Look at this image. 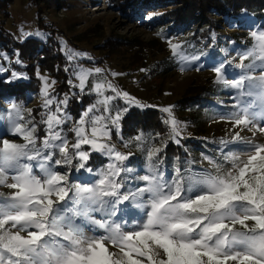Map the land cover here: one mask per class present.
I'll return each mask as SVG.
<instances>
[{"label":"snow or ice","instance_id":"snow-or-ice-1","mask_svg":"<svg viewBox=\"0 0 264 264\" xmlns=\"http://www.w3.org/2000/svg\"><path fill=\"white\" fill-rule=\"evenodd\" d=\"M250 36L251 47L239 54L234 65L240 69L236 79H226L223 63L213 69L217 83L237 90L233 105L237 111L227 119L234 129L253 132L252 139L240 131L230 139L221 138L222 152L230 144L243 145L247 152L245 158L238 151L224 153L229 168L204 155L202 162L207 161L208 169L182 172L177 167L175 177L167 181L159 170L162 149L152 147L147 151L145 174L134 177L143 186L126 188L127 174L134 170L125 162L132 153L120 151L112 142L113 130L120 135L130 107L154 106L130 96L106 77L95 79L105 73L102 68L77 65L78 83L68 81L84 92L93 77L90 91L97 99L67 131L65 125L72 121L67 112L70 96L57 98L55 80L41 77L44 111L39 121L33 109L11 103L0 121L6 120L7 133L23 142L0 134V186L10 190L0 191V264H264V142L254 139L257 130L264 134L260 126L264 122V30L252 31ZM169 46L174 55L187 59L180 44L169 41ZM66 56L74 62L88 54L66 49ZM5 71L0 66V72ZM20 76L11 74L12 79ZM118 98L127 107H116ZM161 111L167 114L163 122L169 126V139L179 143L183 129L172 106ZM68 132L74 134L73 143ZM134 139L143 142V133ZM124 143L127 147L129 142ZM93 153L108 158L95 171L97 178L90 175L87 182L79 178L71 182L73 168L93 174L89 166Z\"/></svg>","mask_w":264,"mask_h":264},{"label":"rangeland","instance_id":"rangeland-1","mask_svg":"<svg viewBox=\"0 0 264 264\" xmlns=\"http://www.w3.org/2000/svg\"><path fill=\"white\" fill-rule=\"evenodd\" d=\"M125 1H0V10H8V13L4 15V19L6 18L4 24L6 25L7 23L14 37H18L23 41L32 36L35 37L34 39L39 38L34 42L30 41L37 48L35 50L27 51L21 45H14L10 42L12 49L8 51L19 61L23 60L24 64L26 63L29 67L31 61H34L35 64L40 63L39 60L43 53L46 52L50 56L51 52L58 49L59 51L56 52L58 54L57 58L64 56V61L69 66V80H72L74 84L78 83L74 75L77 65L89 69L97 67L105 69V73L103 75L97 74L95 79L99 80L106 77L118 88L128 92L130 96L135 97L146 105L154 106L145 108L132 106L125 115L132 108H140L142 110L154 108L157 109L156 112H161L165 119L167 114L162 112L161 109L172 106L173 114L183 129L182 135L178 137L179 143L184 141V139L194 138L196 140H205L210 146L221 149L223 147L219 143L221 138L230 139L231 135L236 131H240L243 137L252 139V131L248 129L241 131L240 128L234 129L230 120L227 119L232 113L237 111L233 107L236 103L234 97L237 90L223 83H217L216 73L213 69L223 63L226 67V79L229 81L236 79L240 69L235 68L234 65L239 63V54L244 53L248 49V45L247 43H243V45L237 43L229 44V40L232 37L247 38L251 40L250 44L252 45L253 41L250 33L264 30V23L261 22L262 29L258 28L260 23L247 15L239 17L237 22L246 17V20H249L248 25L244 24V21L234 25L228 23L225 19H219L217 15L213 16L210 14L209 19L202 20L199 17L182 32L173 31V22H168V20L173 15L178 14L179 10L174 11L170 2L156 7H147L145 8L146 11L135 14L132 12L134 8L127 11L124 10ZM183 5L179 4L178 7L181 8ZM165 12L168 13V19H165ZM207 28H216L217 30L218 40H215V43L217 42L215 47L198 49V44L189 40L184 46H181L180 51L183 56L190 60H182L179 56L173 54L169 41L179 44V39H185L197 31H203ZM37 32L42 33V35L37 36L35 34ZM24 33H31V35L25 36ZM8 34L12 36V34ZM9 47L6 45L4 48L8 49ZM15 47L21 48V52L16 53L18 49H15ZM52 48L53 51L49 50ZM66 49L87 53L91 59L81 57L74 62H70L66 56ZM5 54L7 55V53ZM195 56L198 59H193ZM47 59L52 61L53 57H47ZM228 61H232V65L227 64ZM112 72L120 75L112 76ZM38 76L40 80L42 76L48 77L49 82L54 80L53 74L49 71L43 72L39 70ZM65 78L68 77L66 76ZM41 82L43 87V81L41 80ZM92 82L93 77H90L84 92L69 84L71 90L62 95L60 93L69 90V88L62 85V83L57 88L56 85L53 86L54 94L58 99H62L65 94L70 96L67 112L72 117V121L65 125L66 131L71 128L75 120L79 119L81 113L89 105L95 103L96 94L90 91ZM207 92L208 94H206ZM107 94H111V92L109 91ZM35 95L36 97H32L33 99L25 108L33 109L32 115L39 121L40 113L44 111L41 107L43 103L41 90ZM206 95L210 97L208 102L205 101L206 104L202 108L196 109L197 100ZM195 96L198 99L194 98ZM195 99L197 100L195 101ZM0 101L3 106L8 107L10 105L4 99ZM114 104L120 108L127 107L126 102L119 98ZM217 104H223V107H219ZM211 106L215 108L214 111L210 109ZM1 115H6V112ZM160 124L164 125L162 122ZM260 126L264 127V122H261ZM39 127V135L42 136L44 134V126L40 125ZM7 128V121H0V134H5L4 138L23 142L19 137H14L7 133ZM161 129L163 130V135L166 136L168 134L169 138V126L166 125V130L164 127H161ZM123 133L121 121L120 135L117 136L115 130H113L112 142L116 144L120 151L132 153L129 160L125 162L127 167L134 170L130 174L144 175L147 164L141 166L136 158L137 153L140 156L143 155L144 148L148 147L146 144L148 141L137 142L134 137ZM120 137H123V140ZM68 139L70 143H73L74 134L68 132ZM254 139L257 142H264V134L257 130ZM125 141L129 142L127 147L125 146ZM175 144L178 143L175 142ZM87 148L88 146H85L86 150ZM224 149H226V152L238 151L242 158L247 155L243 145L230 144ZM95 154L107 161L97 167L89 165L94 170L93 174L83 170L81 172L72 170L71 173L73 174L70 176L75 181L70 179L71 182H76L78 178L80 182H87L90 175L92 179L97 178L95 171L103 168L108 163V158L100 153ZM0 191L8 192L10 190L0 186ZM98 232H102V230H98ZM88 234L93 235L94 233L89 232Z\"/></svg>","mask_w":264,"mask_h":264},{"label":"trees","instance_id":"trees-1","mask_svg":"<svg viewBox=\"0 0 264 264\" xmlns=\"http://www.w3.org/2000/svg\"><path fill=\"white\" fill-rule=\"evenodd\" d=\"M5 1V0H0ZM138 1V2H137ZM173 6L174 11H178V14L173 15L168 22H173V31H183L184 29L190 27L191 23L195 22L199 17L202 20L209 19L210 14L213 16H219V19H225L230 24H239L244 21V24L248 25V21L246 17L237 22L238 18L249 15L255 21L260 23L258 28L262 29L261 22L264 23V0H126L124 10L133 9L132 12L135 14H140L143 11H146L145 8L153 6L156 7L161 4L169 3ZM179 4H184L181 8L178 7ZM8 13V10H0V66L7 69L5 72H0V100H6L10 104L15 102L22 104L25 107L28 106L32 97H36L35 93H38L41 90L42 82L38 76V71L42 70L43 72H51L53 74V78L56 81V88L61 85H65L69 88V90H65L61 92L60 95L67 93L71 90L70 85L68 83L70 79V72L65 71L67 67L64 56L57 58L59 50L51 52L50 56L48 53H43L40 58V63H36L31 61L29 64V68L27 64L20 61L17 63L16 57L11 55V52L8 51L12 49L11 43L14 45H21L29 50H35V45H33L30 41H36L35 37H28L26 40H21L18 37H14L12 34V30L9 29V26L4 24L6 22V18L4 19V15ZM131 13V12H130ZM168 13L165 12V19H168ZM231 14H233L231 16ZM218 19V20H219ZM217 21V20H216ZM220 21V20H219ZM227 23V22H226ZM212 27V26H211ZM8 33L12 34L9 35ZM216 28L205 29L203 31H197L195 34L188 36L185 39H179V44L184 46L186 42L191 40V42H195L198 44V49H210L211 47H215L218 39ZM241 41V42H239ZM11 42V43H10ZM230 43H237L243 45V43H247L248 48L251 47V40L247 38H231L229 40ZM6 45L10 46L8 49L4 48ZM62 47V46H61ZM18 49L16 53L21 52V48ZM37 49V48H36ZM53 51L52 49H49ZM61 51V50H60ZM63 52V50H62ZM7 53L8 59H4V54ZM197 55V54H196ZM47 57H53L52 61H48ZM196 57V56H195ZM186 60H190L189 58ZM42 61V63H41ZM25 67H24V66ZM20 73V78L12 79V72ZM68 78H65V77ZM208 94V92L206 93ZM210 95V94H209ZM194 98H197L195 96ZM209 96H203L201 99L197 100L196 109L202 108L204 106L205 101L208 102ZM72 104V103H71ZM219 107H223V104H217ZM9 107V106H8ZM8 107L3 106L0 101V115L2 113L7 112ZM194 107V106H193ZM213 111L215 108L211 106ZM157 109L148 108L147 110H142L140 108H132L130 112L125 115L122 120V130L123 134L136 137L137 135L143 133L144 140H147L146 143L148 147H145L143 150V155L140 156L137 153V160L141 166H144L148 163L147 161V151L152 147H159L162 151L158 154V158L163 161L162 164L159 165V170L163 173L164 179L167 181H171L175 175V169L179 167L182 172L185 169H190L194 172H201L204 169H208L210 166L207 161L202 162V156L207 155L215 158L218 162L223 163L225 168L231 167V165L223 160V155L226 152V149H216L214 146H210V144L205 140H196L194 138L184 139L181 143L175 144L174 141L168 138V134L166 136L163 135V130L161 127H166L163 122V115L161 112H156ZM162 122L164 125L162 126L160 123ZM166 130V129H165ZM169 132V131H168ZM157 133L160 135L157 136ZM165 141L167 143L165 144ZM107 160H104L99 155L93 153L91 156V163L89 165H93L97 167L99 165L104 164ZM189 161H195L194 164L189 165ZM155 162V160H154ZM76 161H73L75 164ZM58 170L68 171L67 167L57 166ZM74 170V168H73ZM73 174L70 172V175ZM187 174V173H185ZM128 182L126 184V188H132L133 190L136 187L143 186L142 181L135 180L134 177L137 175L127 174ZM71 181L73 180L70 176ZM75 181V180H73ZM133 212L137 211L132 206H129ZM102 233V232H100Z\"/></svg>","mask_w":264,"mask_h":264}]
</instances>
